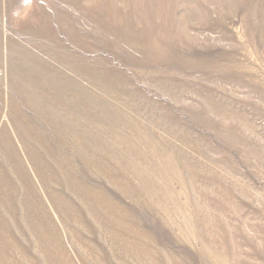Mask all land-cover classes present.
I'll return each instance as SVG.
<instances>
[{
	"label": "rangeland",
	"instance_id": "374dc122",
	"mask_svg": "<svg viewBox=\"0 0 264 264\" xmlns=\"http://www.w3.org/2000/svg\"><path fill=\"white\" fill-rule=\"evenodd\" d=\"M3 181L0 264H264V0H0Z\"/></svg>",
	"mask_w": 264,
	"mask_h": 264
},
{
	"label": "bare ground",
	"instance_id": "6f19581e",
	"mask_svg": "<svg viewBox=\"0 0 264 264\" xmlns=\"http://www.w3.org/2000/svg\"><path fill=\"white\" fill-rule=\"evenodd\" d=\"M48 162V164H51V165H53L51 162H49V161H47ZM9 187H11V185H7V184H5L4 183V181L3 182H1L0 183V192H2V191H4L5 189H7V188H9ZM75 189V188H74ZM73 189V190H74ZM86 192V191H85ZM81 193V192H80ZM83 194H85V193H83ZM87 194V193H86ZM47 195H48V197L51 199V202L55 205V203H56V201L58 202V200L59 199H57V198H55L50 192H48L47 193ZM94 195V194H93ZM88 196V195H87ZM86 198V197H85ZM92 198V200H95V197L94 196H92L91 197ZM90 199V198H89ZM88 198H87V200L88 201H91V200H89ZM0 200H2V202L4 201V198H3V196L2 195H0ZM30 200V202L31 203H33V205H34V207L33 208H31V210L34 212V214H35V220L36 221H38L40 218H39V214H41V212L39 211V209H38V207H37V201L33 198V197H28V198H26L25 199V203L27 202V203H29L28 201ZM1 202V201H0ZM26 203V204H27ZM89 203V202H88ZM91 203V202H90ZM95 204V203H94ZM92 205V204H91ZM97 205V204H96ZM10 209H11V212H13V213H15V214H17V211H16V209H15V207L12 205V204H10L9 203V206H8ZM24 207V206H23ZM29 207H32L31 205L29 206ZM9 208H8V210H9ZM26 208H28V207H26ZM90 208H92L91 206H90ZM93 208H95V207H93ZM24 209V208H23ZM97 209V208H96ZM30 211V209H27V211ZM38 210V211H37ZM94 211V210H93ZM95 212V211H94ZM25 214H27V212L24 210V215ZM26 216V215H25ZM28 216L30 217V218H32L33 219V217H32V213L31 212H29V214H28ZM105 216V215H104ZM18 218H19V216H17ZM21 217V216H20ZM92 217V216H91ZM100 218V217H99ZM91 219H94V218H91ZM106 219V218H105ZM104 219V220H105ZM35 220H34V222H35ZM41 220H42V218H41ZM95 220H96V217H95ZM97 220H98V218H97ZM18 221V220H17ZM29 221V220H28ZM100 221V220H99ZM25 222V220L23 221V223ZM39 222V221H38ZM80 222V221H79ZM14 223V222H13ZM16 223V222H15ZM49 223V222H48ZM12 223L10 222V221H8V220H6V219H1L0 220V254H1V252H2V250L3 249H5V244L4 243H2L1 242V240L2 241H4L3 240V235L5 236V237H7L8 235H10V233L11 232H9L8 230H9V228H10V225H11ZM19 224V223H18ZM30 224V223H29ZM32 224V223H31ZM14 225V224H13ZM21 225V224H20ZM27 225H28V223H27ZM40 225V224H39ZM38 225V226H39ZM46 225V224H45ZM111 225V224H110ZM15 226V225H14ZM40 226H42V225H40ZM113 226V225H112ZM27 227V226H26ZM29 227V226H28ZM43 227V226H42ZM20 228H21V226H20ZM24 228V227H23ZM31 228V227H30ZM46 228H47V226H46ZM15 229V228H14ZM36 229V228H35ZM41 229V228H40ZM44 229V228H43ZM23 230V229H22ZM30 230V229H29ZM45 230V229H44ZM51 230V229H50ZM18 231V230H17ZM41 231V230H40ZM14 232V231H13ZM49 232V231H48ZM48 232H47V234H48ZM53 232V231H52ZM51 232V233H52ZM45 233V232H44ZM51 233H49V234H51ZM38 234H39V232H38ZM42 234H43V231H42ZM13 235H15V234H13ZM43 235H46V234H43ZM52 235V234H51ZM16 236V235H15ZM40 236V235H39ZM55 236H56V234H55ZM41 237H43V236H41ZM54 237V236H53ZM52 237V238H53ZM16 238V237H15ZM14 238V239H15ZM57 238V237H56ZM44 239V238H43ZM54 239H55V237H54ZM11 240H13V239H11ZM17 241H18V239H17ZM20 241V240H19ZM42 241V240H41ZM45 242V241H44ZM43 242V243H44ZM45 244V243H44ZM6 245L8 246V244L6 243ZM12 245V244H11ZM55 245V244H54ZM57 245V244H56ZM56 245H55V247H56ZM44 246V245H43ZM21 247V246H20ZM15 249H17L16 247H15ZM42 249V248H41ZM48 249V248H47ZM58 249V248H57ZM7 252H9L8 251V249H5ZM51 250V249H50ZM15 251V250H14ZM46 251V250H45ZM44 251V252H45ZM53 251V250H52ZM51 251V252H52ZM50 252V251H49ZM4 253V252H3ZM43 253V252H42ZM54 253V252H53ZM56 253V252H55ZM51 254V253H50ZM8 255V254H7ZM56 255V254H55ZM51 256H53L52 254H51ZM3 259V258H2ZM11 259H9V261H10ZM8 261V262H9ZM12 261V260H11Z\"/></svg>",
	"mask_w": 264,
	"mask_h": 264
}]
</instances>
